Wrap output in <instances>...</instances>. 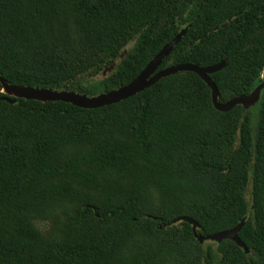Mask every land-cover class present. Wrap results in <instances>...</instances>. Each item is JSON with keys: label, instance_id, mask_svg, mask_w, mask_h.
I'll return each instance as SVG.
<instances>
[{"label": "trees", "instance_id": "obj_1", "mask_svg": "<svg viewBox=\"0 0 264 264\" xmlns=\"http://www.w3.org/2000/svg\"><path fill=\"white\" fill-rule=\"evenodd\" d=\"M159 69L209 66L222 102L264 80V0H0V75L95 96ZM0 264H264V89L217 109L182 70L97 108L4 99ZM246 222L240 237L202 243Z\"/></svg>", "mask_w": 264, "mask_h": 264}, {"label": "water", "instance_id": "obj_2", "mask_svg": "<svg viewBox=\"0 0 264 264\" xmlns=\"http://www.w3.org/2000/svg\"><path fill=\"white\" fill-rule=\"evenodd\" d=\"M190 26L191 24L183 27L171 41L166 43L141 70L134 80L117 89L108 92H102L95 96H89L85 93H79L70 90L12 84L6 78L0 75L2 91L6 94L4 99H7L11 102H15V98L17 97H25L42 101L62 100L71 102L80 107L97 108L127 99L128 97L153 85L162 77L177 73L182 70H189L197 72L211 87L213 103L217 109L221 111H229L239 104L243 105L246 109L254 106L261 98L262 90L264 89V80L248 95H240L225 102L221 101L220 89L214 79L211 77V74L223 69L226 66V60H222L219 63L209 66H200L194 63H181L159 69L164 59L172 52L175 45L181 41L183 36L189 30ZM181 220H186L193 224L194 233L202 243L207 240L221 242L224 239H232L238 245L245 248L247 253L251 251L248 245L240 237V231L246 222L245 218L233 228L221 230L209 235L200 234L198 232L199 222L190 216H179L175 218L173 222H178Z\"/></svg>", "mask_w": 264, "mask_h": 264}]
</instances>
